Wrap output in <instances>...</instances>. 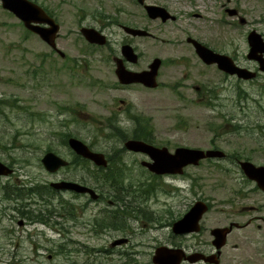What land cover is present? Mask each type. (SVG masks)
I'll use <instances>...</instances> for the list:
<instances>
[{
  "label": "rangeland",
  "instance_id": "374dc122",
  "mask_svg": "<svg viewBox=\"0 0 264 264\" xmlns=\"http://www.w3.org/2000/svg\"><path fill=\"white\" fill-rule=\"evenodd\" d=\"M35 1L59 19L57 44L66 56L52 51L0 1V101L5 103L0 104V160L18 168L8 178L10 182L3 178L0 185L16 187L15 180L19 178L44 185L38 163L44 155V145L48 143L50 147L52 138H56L51 132L58 133L60 153L67 152L64 141L70 136L106 153L112 152L104 148L106 144L118 148L124 145L128 135L116 129H125L127 120L118 124L110 119L116 113L121 118L127 113L142 115L155 131L156 144L170 151L177 146L207 149L214 142L228 158H203L200 165L187 166L183 176H170V182L144 172L139 163L128 168L111 162L115 170L96 181L92 174L68 169L67 175L90 176L94 189L107 197L108 189L132 200L140 193L142 210L149 215L131 206L120 209L121 205L114 207L94 200L78 210L79 223L54 217L78 242L63 246L49 241L64 242L47 224L26 223L30 219H25V225L20 226L18 221L24 218L11 209L18 200H3L0 186V225L29 237L19 238V243L1 237L0 264H154L151 259L160 245L169 246L173 240L191 245L207 241L211 227L228 221L222 209H231L230 203L235 205L234 192L241 188L242 176H246L234 156L264 165V73L244 79L194 56L182 59V63L161 66V85L157 89L137 84L118 88L110 85L118 80L114 63H107L108 49L130 43L142 55L138 66L148 69L155 56L167 60L184 55L185 39L190 34L216 51L229 54L240 65L255 69V62L247 58V35L256 30L264 37V0H147L167 6L176 16L165 24L148 17L133 0ZM226 9L237 13L230 14ZM103 12L105 17L93 16ZM119 23L145 27L154 38L130 36ZM81 26L104 28L110 43L89 44L80 33ZM195 85H200L202 91ZM119 98L126 101L120 110ZM124 159L118 152L112 160ZM127 159L142 158L127 155ZM198 196L213 202V210L201 220L202 228L196 233L199 235L171 238L173 222L187 211L185 204L193 203ZM31 205L37 213V205L33 201ZM235 218L244 222L248 217ZM122 238L128 241L112 246ZM227 249L229 254L236 253L229 246ZM249 255L250 251L247 259ZM259 259L256 264H264V255ZM222 264H226L224 259Z\"/></svg>",
  "mask_w": 264,
  "mask_h": 264
},
{
  "label": "flooded vegetation",
  "instance_id": "af4514ba",
  "mask_svg": "<svg viewBox=\"0 0 264 264\" xmlns=\"http://www.w3.org/2000/svg\"><path fill=\"white\" fill-rule=\"evenodd\" d=\"M192 1L193 0H191V2ZM135 2H137L138 5H140L145 10L146 14L148 15L144 4L140 3L137 0H135ZM149 4L163 6L166 9V13L169 15L166 19H164L161 15L155 18H151L148 15V17H150L151 19L159 20L160 23H163V24L176 19V16L171 13V11L169 10L167 6L160 5L157 3H152V2L151 3L149 2ZM194 14L196 16H199L198 13H194ZM93 16L96 18H99L100 16L105 17V13L104 12L98 13V14H94ZM56 19L59 22V19L58 18ZM118 25L122 28L123 31H125L126 34L130 36L153 37L154 38V34L145 27H137V26L127 25V24L124 25V26H128L129 28H143V29H146L150 33L148 35H144V34L134 35L126 31L124 26L122 27L121 23H119ZM85 27H92V26H81L80 27L81 35L85 38V40L89 44L97 46L98 44L86 39L84 32H83V29ZM98 30L103 32L104 28L98 29ZM190 38L196 39L197 41L207 44L205 41H203V39L199 38L198 36L187 34L186 39H185L186 53L184 55L173 57L167 60L166 58L155 56L152 59V61L156 57H159L161 58V66H164L167 64H171V63L174 64L176 62H180L182 59H188V58L191 59V58H194L195 56L197 59H199L201 62L204 63V61L199 57L196 51V46L194 42H192ZM109 43H110V38L106 34L105 45ZM124 44H130V43H123L122 45ZM122 45H121V48L119 49H114V48L108 49L109 57H108L107 63L108 64L114 63L115 65L114 73L118 80L117 83L115 84L112 83L110 85H115L118 88H127L134 84L147 87L141 82L122 83L120 79L118 78V75L116 72L118 63L119 64L122 63L124 67L130 71L145 70L138 66V62L141 59L142 55L139 52H137L138 54L137 60L134 62L124 55ZM51 50L56 51V52L58 51L57 48H51ZM235 60L238 62L237 59ZM152 61L149 62L148 68ZM182 62L183 61H181L180 63ZM255 64L258 66L256 62ZM135 66L136 68H134ZM242 66H245V65H242ZM254 68L257 69L256 66H254ZM159 75L160 73H158V81H159L158 86L156 88H151V89H157L161 85V80H159ZM188 76L189 75H187V77ZM195 88L202 91V88L200 85H195ZM118 101H120V104L122 105V106L119 105V110L123 109V105L124 104L126 105V101L120 98L118 99ZM127 115H124L122 118L118 116L117 113L111 116L110 119L116 120L118 124H121L122 120H125V119L127 120L125 129L120 127L119 130L116 129L117 132H119L120 130H123L127 134H134L137 131L138 132L141 131L143 127V119H142L143 116L142 115L136 116L135 114L131 115L129 113H127ZM146 123H149V121L146 120ZM112 130H115V129L113 128ZM146 132L151 137L150 140H147L148 143H151L158 147H163L162 145L159 146L156 144L155 141H157V139L155 137L154 129L147 127ZM49 134H53L54 136H56V138H52L53 140L50 139L52 140V142L50 143V147L48 143L44 145V148H43L44 155L49 151H54L55 153L66 157L69 161V164L65 167L58 168V170H56L55 172H51L47 170V168L44 166L42 162V158H41V162L39 161L38 167L41 168V175L43 176V179L41 180V182H43L44 185L38 184L35 181L34 182L22 181L19 178L18 180L17 179L15 180V183L17 184L16 187L12 186L11 184L0 185L3 188L1 189L3 192V195L1 196V198L7 201H11L13 199L18 200L17 205L13 204L11 206V209L13 210L12 211L13 213L16 212L17 214L21 215L24 218L18 221V224L20 226L25 225V219H30L29 221H26V223H31L33 221H40L41 223L47 224L52 230L57 232L59 234L60 241L62 242L64 241V242L58 243L59 241L51 240V239L49 241H53L56 244H60L59 246H63L68 243L75 244L78 242H76L74 237L66 231L64 224L62 225L61 222L54 219L55 216H62L65 219L71 218L72 221H74V223H79L78 216L80 213H78V210L80 208L81 209L86 208L89 205V203L91 204L92 201L94 200H100L103 203L107 202L109 205H112L114 207H118L121 205L119 207L120 209L126 208L127 206H131L134 210L136 209V211L137 210L143 211L142 204L144 203L143 196L141 197L140 193L138 195H135L134 200L136 201V204H134V200L129 199L130 197L128 195L119 197V195L113 194L112 196L113 199L111 200V198L107 197L104 192H100V197L97 198L96 193H91L89 191L77 192V191L57 188L56 186H54V184L60 183L64 180H72V181L85 184L88 187L94 188V186L91 185L90 176L78 177L77 175L76 176L67 175L68 169L77 168L81 171L86 172L87 174L88 173L92 174L93 179L96 181L98 178L104 177L108 175V173H110L111 171L115 170L114 169L115 166L111 165L110 164L111 162H114L116 166L121 165L124 167L127 166L128 168L138 166V163H139V165H141L139 168L143 169L144 172H146V170L149 171L151 175L154 176L155 178H161V177L162 179L166 178V182H170L169 179H172L170 178V176H180V175H173V174L153 173L147 168V165L143 163L144 161L150 160V157L147 153L129 150L124 145H121L119 148L118 146L114 147L113 146L114 144L104 145V148L107 147V149L112 150V152L110 153H106L105 150L102 151V150L95 149L92 146H90V148H92L94 151L103 152L106 158L108 159V163L106 165L107 168L104 171H98V170L96 171V169H100V167L102 166L97 165L96 162L93 160H90L88 158H85L81 155L76 154L69 146L68 141H64V143L67 145V152L60 153L58 149V144H59L58 133L51 132ZM121 134H123V132ZM208 149L216 150V149H220V147H218L214 142H212L211 147H209ZM118 152L123 153L125 159L121 161L115 160L117 161L115 162L112 159L113 157L118 156ZM127 155L139 156L142 159H127ZM224 156L225 158H228V155L226 153ZM234 157H236L235 162H238L239 164V159H238L239 157L238 156H234ZM11 162H14V161H11ZM4 164L7 165L9 169H11V172L5 176L0 175V181L3 178H7L6 179L7 182H10L8 178H12L13 175L17 173L18 168H14L15 164L13 163L7 164L4 162ZM190 166H193V165H190ZM183 175L184 174H182V176ZM240 183H241V188H239L237 191L234 192L235 200H236L235 205L233 203H230L232 206L231 209L229 210L222 209V211H226L228 213V214L227 213L225 214L228 221L221 223V224H216L213 227H211L209 229L210 238L206 239L207 241L201 242L200 245L199 243H197V245H191V244H184V242H176L173 240L171 244H169L171 248L185 249L187 256L186 258H183L180 264H222L223 259L225 260L226 264H231V263L232 264H246V262L247 264H256L259 262L260 255H264V189L259 185L256 179L251 178L249 176H242V180ZM138 190H141L140 184L138 186ZM105 197H107V199H105ZM197 200H203L208 204V210L206 213H204L203 216H205L207 213L213 210V202L209 198L198 196L195 198L193 203ZM32 201L34 202V204L37 205V208H38L37 213H35L36 209H32V205H31ZM39 202H40V207L38 206ZM193 203L188 202L187 204H185L188 207L187 210L190 209ZM105 210L106 209H103V211ZM4 214L5 213L3 212V215ZM125 214H128V213L125 212ZM237 216L239 217L247 216L248 218L244 222H240L235 218ZM12 218H14V215L12 216ZM0 219H2V216L0 217ZM202 222H203V225L205 226L204 220ZM201 228L202 226H200V230ZM216 228H224L225 236L222 237V234H221L219 237H217L216 232H214ZM0 231H1L0 238L5 237L7 242L11 241L12 239H16L17 243H19L20 241L19 238L21 237L29 238V237H25L23 233L17 234L14 228L9 229L8 227L0 225ZM196 233L197 232L185 234V235H177L172 232L171 238H173L174 236H182V237L187 238V237H190L191 235H199V233L198 234ZM221 241H223L224 244L222 246H218V242H221ZM1 245L2 244L0 243V246ZM204 245H207V246H204ZM228 246L231 249L235 250L236 253L229 254L230 250L227 249ZM248 251H250V255L247 259ZM196 258H200V260L197 262L192 260ZM128 259H132V257Z\"/></svg>",
  "mask_w": 264,
  "mask_h": 264
},
{
  "label": "water",
  "instance_id": "95a60500",
  "mask_svg": "<svg viewBox=\"0 0 264 264\" xmlns=\"http://www.w3.org/2000/svg\"><path fill=\"white\" fill-rule=\"evenodd\" d=\"M4 8L12 11L17 17H19L25 25L38 33L44 40L50 43L52 46H56V37L60 29L59 24L47 14V12L37 3L31 0H1ZM144 3L145 0H139ZM146 9L149 15L153 18L161 15L166 19L169 15L166 13V9L156 5H146ZM230 14H235V9H227ZM47 22L49 27H43L36 25V23ZM243 22V20H242ZM125 30L137 35L148 34L146 30L129 28L124 26ZM84 35L86 38L95 43L104 44L106 36L99 32L95 28H84ZM248 43L250 45L249 53L247 57L258 61L259 69L264 72V38L261 33L256 30L249 32ZM196 46V51L199 56L208 64L216 63L217 66L230 75H237L240 78L250 79L256 77L257 73L247 67L240 66L237 62L228 54L216 52L207 45L203 44L196 39L190 38ZM123 53L127 58L132 61L137 60V54L130 44H124L122 46ZM161 64L160 58H155L151 63L148 70L134 72L127 70L122 63H118L116 72L122 83L141 82L149 87H156L158 85L157 75ZM70 145L80 154L93 159L98 164H106L104 155L99 152H92L88 149L87 145L77 138H70ZM126 147L133 151H142L149 154L153 161L145 162L151 170L157 173L168 172H183V168L188 164H198L202 158L212 156H223L224 152L221 150H202L199 148L190 147H178L175 152H170L167 147H156L153 144L145 142L141 139H129L126 141ZM43 162L46 168L51 171L57 170L60 166L65 165L66 161L50 152L45 155ZM241 168L245 174L258 181L259 185L264 189V166H256L252 162L246 160L240 162ZM6 172V166L0 162V173ZM68 187H72L76 190L85 191L88 190L94 193L93 190L78 184H64ZM208 206L202 202H196L193 208L186 213L180 220L176 221L173 225L175 232L184 233L198 231L200 229L199 220L203 213L207 211ZM216 236H225L224 228H216ZM223 241L218 242V246H222ZM165 247H160L157 250V254L154 257V262L159 264H179L181 256L184 252L182 250L174 251V255L171 249H167V252L162 250ZM179 252V253H178ZM178 253V254H176ZM174 256V257H173Z\"/></svg>",
  "mask_w": 264,
  "mask_h": 264
},
{
  "label": "trees",
  "instance_id": "16d2710c",
  "mask_svg": "<svg viewBox=\"0 0 264 264\" xmlns=\"http://www.w3.org/2000/svg\"><path fill=\"white\" fill-rule=\"evenodd\" d=\"M0 104H5L3 101H0ZM148 125L146 124V120H143V127L141 131H137L135 132V134L133 135L134 137L137 138H142V139H146V140H150L151 137L147 134L146 129H147Z\"/></svg>",
  "mask_w": 264,
  "mask_h": 264
}]
</instances>
